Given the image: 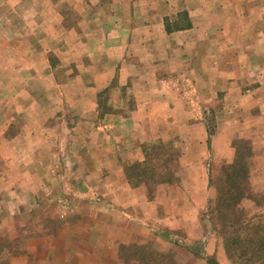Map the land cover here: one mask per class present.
<instances>
[{"label": "crops", "instance_id": "crops-1", "mask_svg": "<svg viewBox=\"0 0 264 264\" xmlns=\"http://www.w3.org/2000/svg\"><path fill=\"white\" fill-rule=\"evenodd\" d=\"M243 2L250 4L251 0ZM23 3L28 13L36 15V21L30 18V25H66L68 9L76 11L73 23L79 28L65 29L62 38L57 37L61 48L51 52L60 61L75 56L95 59L101 50L100 56L105 52L104 58L116 63L103 68L80 64L66 79H59V74L56 80L48 68L51 49L42 46L22 52L15 44L9 45L8 55L15 58L14 65L1 60L4 56L0 44V156L7 155L14 168L12 175L0 169V185L8 186L3 197L6 204L0 203V210L9 211L6 216L10 222L23 215L28 217L26 232L30 234L23 254L12 264H123V249L144 245L143 238L147 237L153 243L159 241L158 231L177 228L170 220L183 218L184 211L181 207L177 210L171 196L165 194L160 205L149 195L144 180L131 182L127 160L139 151L128 148L129 139L114 127L126 120H188L191 116L186 112L176 77H185L194 65L198 74H222L225 65L219 63V43L223 42L220 32L224 26L220 24L226 20V27L234 24L233 10L238 9L240 1L56 0L49 7L55 12L44 19V7L39 6L44 0ZM181 11H186L188 18L179 19ZM166 18L170 25L176 20H188L190 25L167 31ZM101 24L105 31L97 28ZM113 26L120 27L114 34ZM166 41L173 49L170 56H164L162 49L159 55L145 49L148 42ZM135 42L138 49L143 48L140 56L150 58L143 70L129 66L123 59ZM200 42L194 51L193 46ZM209 44L216 49L210 47V52ZM114 77L117 88L135 91V106L129 114H105L106 124L99 125L94 114L96 91ZM45 90L54 94L42 96L40 91ZM17 91H21V97L1 98L2 92L13 95ZM120 101L125 105L124 99ZM62 106L81 113L66 117ZM177 112L184 117H176ZM17 120L23 126L11 133L8 130ZM168 136L152 128V134L144 140ZM60 201L67 202L65 217L58 212ZM6 220L1 224L8 227Z\"/></svg>", "mask_w": 264, "mask_h": 264}, {"label": "rangeland", "instance_id": "rangeland-1", "mask_svg": "<svg viewBox=\"0 0 264 264\" xmlns=\"http://www.w3.org/2000/svg\"><path fill=\"white\" fill-rule=\"evenodd\" d=\"M23 1L0 0V48L4 63L11 61L16 64L15 58L8 55L9 45L15 44L14 47L22 52L46 46L51 53L61 48L57 37L62 38L65 29L79 28L74 25L76 11L70 8L66 13V25H30V18L35 20L36 15L27 12ZM44 1L39 5L44 7L43 19L55 12L49 7L56 0ZM239 1L238 9L233 10L234 24L226 27L227 20L220 24L224 26L220 32V42H223L219 43L222 45L219 63L223 67L225 65L222 74H198L192 62L195 67H192V72L185 77H176L191 119L171 123L126 120L114 127L127 136L128 148L135 147L139 151V155L134 154L133 158L127 160L126 172L131 182L135 184L144 180L149 195L160 205L165 194L171 196V203L176 205L177 210L181 207L184 211L183 218L170 220L178 225L177 228L158 231L161 233L158 235L159 241L153 243L147 237L143 238L146 241L144 245H130L129 249H123V264H264V0H256V3L251 0L250 4L243 2L247 0ZM249 13L251 18L248 17ZM97 28L105 31L102 24ZM112 29L114 34L120 27L113 26ZM200 45L201 42L192 49L195 51ZM215 46L219 47L217 43ZM210 47L216 49L209 44L207 48L210 52ZM138 48L136 42L134 45L131 43L123 59L129 66L143 70L149 65L150 58H142L140 52L143 48ZM145 49L156 51L158 55L162 49L164 56H170L173 50L168 41L161 44L148 42ZM50 53L48 68L56 80L59 74V79H66L80 64L103 68L116 63L105 59V52L100 56L101 50L95 59L75 56L66 61H60ZM20 63L21 60L18 65ZM107 82L96 91L94 114L100 120V124L97 121L96 125L106 124L107 119H103L105 114L116 111L129 114L135 106V91L117 88L115 77ZM18 93L21 91L13 95L2 92L1 98L21 97ZM40 93L46 97L54 94L51 90ZM121 98L126 101L125 105ZM71 109L62 106L66 117L81 113ZM9 112L5 110V113ZM179 113H176V117H184ZM20 126H23V122L17 120L8 131L15 132ZM152 128L169 136L144 140L145 136L152 134ZM8 161L7 155L0 156V169L12 175L14 168ZM136 162L143 165L132 167ZM234 162L236 166L230 171L229 167ZM144 165L150 169L143 171ZM222 186L238 187L230 189L233 199L228 203L232 209L226 219L221 215L223 210L217 212L214 208L218 190ZM6 192L8 186L0 185V203L6 204L3 201ZM216 206L226 208L225 204ZM5 209L0 210V264H12V260L24 252L23 245L30 236L26 232L29 219L23 215L10 222L6 216L9 211ZM5 219L4 224L8 227L1 224ZM143 253L148 255L149 262L139 261L137 257Z\"/></svg>", "mask_w": 264, "mask_h": 264}, {"label": "trees", "instance_id": "trees-1", "mask_svg": "<svg viewBox=\"0 0 264 264\" xmlns=\"http://www.w3.org/2000/svg\"><path fill=\"white\" fill-rule=\"evenodd\" d=\"M178 16H181L182 19L184 18H188V14L186 11H181L178 13ZM179 22V20H176L174 22L173 25H170L168 22H167V18H166V30L167 31H171L172 29H181L183 28L184 26H189L190 23L187 22L186 23H177ZM139 164H142V162H136L134 164H132V167L133 166H136V165H139ZM143 165V164H142ZM236 166V162L232 163L231 166L229 167L230 168V171H232L234 169V167ZM150 168L148 166H145L144 165V168H143V171L144 170H149ZM146 172V171H145ZM145 174V173H143ZM141 178H143L144 176L140 175ZM235 187L236 189H238L237 186H222L219 188L218 190V196H216V199H215V202H214V208L217 209V212H221L223 210V213H221L222 217H224L226 219L227 217V214L229 213V211L232 209V206H230V204L228 202H230V200L233 199V193L231 192V188ZM218 204H225L226 208L223 209V208H220V207H217L216 205ZM139 259V261L141 262H144V263H147L149 262V257L148 255L146 254H142L141 256H138L137 257ZM136 258V259H137Z\"/></svg>", "mask_w": 264, "mask_h": 264}, {"label": "built area", "instance_id": "built-area-1", "mask_svg": "<svg viewBox=\"0 0 264 264\" xmlns=\"http://www.w3.org/2000/svg\"><path fill=\"white\" fill-rule=\"evenodd\" d=\"M67 202L65 201H60V204H59V207H58V210H59V214L63 217L66 216L67 214Z\"/></svg>", "mask_w": 264, "mask_h": 264}]
</instances>
